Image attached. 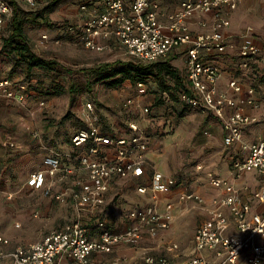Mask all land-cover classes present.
<instances>
[{
	"label": "built area",
	"instance_id": "1",
	"mask_svg": "<svg viewBox=\"0 0 264 264\" xmlns=\"http://www.w3.org/2000/svg\"><path fill=\"white\" fill-rule=\"evenodd\" d=\"M24 1L38 10L51 0ZM240 1L183 0L164 23L161 6L154 0H78L87 17L81 23L67 24L61 32L91 52H104L115 42L130 58L144 64L165 60L175 52L184 55L187 88L178 93L180 102L212 114L221 123L225 147L239 146L238 156L241 154L233 158L229 178L205 172L209 185L219 192L209 203L198 192L181 193L180 204H193L205 211L190 245L183 249L176 241H166L164 255L144 251L133 259H102L116 254L122 245L136 247L144 240L158 243L174 220L171 203L164 209L154 203L131 209L128 225L121 230L114 228L104 216L98 217L108 205L112 188L118 182L135 181L138 193H151L156 198L177 183L151 169L147 156L150 141L138 124L129 123L121 134L115 129L105 131L95 114V102H88L87 127L72 136V152L47 155L25 182L27 188L43 192L44 197L69 205L76 219L37 243L19 245L11 251L10 240L0 235V260L8 258L11 264H241L245 259L247 264H264V134L251 141L246 133L263 123L260 115L247 112L248 108L260 109L264 102V89L257 87L264 84L257 85L254 77L261 50L249 41L242 39L238 44L224 35L231 26L229 15L238 9ZM13 11L8 0H0V32ZM194 25L200 31H194ZM252 33L254 28L249 27L244 37ZM60 44L61 39L49 33L39 40L43 47ZM219 59L233 62L224 88L220 84L226 71ZM137 86L145 89L144 83ZM28 88L27 83L1 78L0 99L23 105L30 96ZM130 105L131 99L125 107ZM143 111L149 113V108ZM31 134L35 139L40 137L37 131ZM204 135L212 136L209 130ZM204 170V165L197 166L198 173ZM248 173L258 176L254 188L238 183ZM147 177L149 183H137ZM84 213L92 216L91 221L99 219L93 225L85 223Z\"/></svg>",
	"mask_w": 264,
	"mask_h": 264
},
{
	"label": "rangeland",
	"instance_id": "2",
	"mask_svg": "<svg viewBox=\"0 0 264 264\" xmlns=\"http://www.w3.org/2000/svg\"><path fill=\"white\" fill-rule=\"evenodd\" d=\"M15 1L19 15L25 22L24 29L33 51L47 60L55 61L58 67L50 71H37L28 79L25 70L15 67L12 61L0 54V79L11 78L30 83L35 93L23 105L4 103L0 106V131L10 135L15 144L11 147L8 141H5L6 144L0 143V171L5 176L0 180V235L10 240L8 251L19 245L37 243L49 232L76 219L69 205L45 198L41 193L27 188L25 182L45 156L53 153L64 155L73 150L71 135L87 127L89 115L85 105L88 102L97 103L95 114L101 118L99 124L105 129H115L121 134L128 130L129 123L138 124L150 141L148 160L151 169L173 178L177 183L172 189L154 198L151 193H138L135 181L118 182L108 195V205L98 217L104 216L114 228L121 230L128 225L127 216L131 209L140 205L156 203L161 207L163 203H171L174 206L171 230L172 237L176 239L166 241L177 240L183 249L187 248L200 223L201 212L199 206L193 204L182 207L179 203L181 193L195 191L207 196L211 186L204 172L224 174L230 165L228 160L232 157V151L223 145L219 121L213 115L199 110L182 109V105L165 94L154 79L145 83V89L131 82L112 89L93 77L90 73L93 68L133 59L125 48L118 45L97 53L86 50L67 34L58 35L60 32L53 26L76 23L75 15L71 14V10L79 8L75 0L60 3L49 16V23L38 19L34 15L35 10L24 0ZM259 11H250L253 15L239 13L237 30L240 32L252 24L264 33V1L260 3ZM12 21L13 14L0 33V53L3 39L12 32ZM44 33L54 37L58 35L61 44L40 46L39 40ZM174 67L184 75L182 64ZM88 81L92 88L90 91L85 88L74 103L68 93L54 94L57 86L67 90L72 83L85 87ZM130 99L133 105L125 107ZM41 102L45 103L44 107L40 105ZM144 108H149V113H145ZM69 112L71 117L63 121ZM27 127L37 131L40 137L33 138ZM205 130L211 132L210 138L205 137ZM238 153L236 147L234 155L237 157ZM198 165L205 166L201 174L197 172ZM253 178L254 174L247 175V180ZM142 181L149 183L150 178L138 180L137 183ZM82 217L85 223L91 222V225L99 219L91 221L92 216L88 213ZM162 243L152 244L144 240L142 245L143 248L157 247L156 252H159L163 248L159 246ZM0 264L11 262L6 258L0 260ZM241 264H247V260H242Z\"/></svg>",
	"mask_w": 264,
	"mask_h": 264
},
{
	"label": "trees",
	"instance_id": "3",
	"mask_svg": "<svg viewBox=\"0 0 264 264\" xmlns=\"http://www.w3.org/2000/svg\"><path fill=\"white\" fill-rule=\"evenodd\" d=\"M65 1L67 0H51L43 8L35 10L34 15H37L38 19L41 21L49 23V16L60 5V3ZM12 5L14 6L12 32L10 36L3 39L2 51L0 53L1 56H3L6 60L12 61L15 67H20L25 70L28 79L32 78L37 71H50L57 69L58 65L55 61L47 60L33 51L24 29L25 22L19 15V8L14 2H12ZM59 27L63 28L64 26ZM172 61V57L153 64H144L136 60L127 62L119 61L100 65L99 67L90 70V73L98 81H103L109 88L112 89H118L126 82H131L133 85L137 86L139 83L145 84L149 79H154L165 94H168L182 105V109H189L180 102L178 96L179 92L186 90L187 88L186 77L172 65ZM259 83L264 84L263 76L260 77ZM28 85L29 95L35 94L30 88L32 85L30 83H28ZM85 88L90 91L92 84L88 81L84 87L81 84L72 83L67 90L62 87L58 88L57 86V88L54 89V94L62 95L68 93L71 98V102L74 103L77 100V96L83 93ZM95 104L97 110V103L95 102ZM71 115V112L67 113L63 118V121L69 119ZM109 130L110 128L105 131ZM76 132L71 135V146L72 136Z\"/></svg>",
	"mask_w": 264,
	"mask_h": 264
},
{
	"label": "crops",
	"instance_id": "4",
	"mask_svg": "<svg viewBox=\"0 0 264 264\" xmlns=\"http://www.w3.org/2000/svg\"><path fill=\"white\" fill-rule=\"evenodd\" d=\"M11 4L12 2H14L15 4L17 3L15 0H8ZM77 2V4L79 5V2L78 0H75ZM155 2L159 3V5L161 6V14H160V18H161V21H163L164 23L167 22V15L174 12L175 10H177V8L179 7V5L181 4V2L183 0H154ZM263 1L264 0H241L240 3H239V6H238V9L235 10L234 12H231L230 13V21H231V26L229 28H227L225 31H224V35L227 36V38H229L230 41H234L236 43L239 44L240 41H242V39L244 41H249L255 45H257L259 48H260V55L258 57V59L256 60V63H257V67L256 68H259V70L257 71V76H254L256 77V84L258 85L259 82H257V79L261 76L264 77V33H262L261 30H259L258 28H256L254 25L252 24H249L247 25L242 31L239 32L238 29V26H239V22L237 20V16L239 13L245 15V14H252L250 11L253 10V13H257V12H260V3L263 4ZM13 6V5H12ZM13 9H14V6H13ZM71 14L72 15H75L76 17V23H70L72 25H75V24H78V23H81V21L87 17V15L85 13H83L79 8L78 10L74 9V10H71ZM253 15V14H252ZM62 26V25H61ZM65 27V24L63 25ZM249 27H253L254 28V33H252L248 38H245L244 36L246 35V32H247V29ZM54 29H58V31L60 32L58 35H62V31H63V28L61 27H56V26H53ZM193 30L194 31H200V29L197 27V26H193ZM62 32V33H61ZM55 36V37H59V36ZM51 36V35H50ZM51 37H54V36H51ZM117 47V44L115 42H111L110 43V46H108L107 49H113V48H116ZM170 57L173 58V61H172V65L173 66H177L178 65H183V68H184V76L186 77L187 76V72H186V66H185V57L182 53L180 52H175L173 53ZM219 64H221V66L223 67V69L226 71V75L225 77L221 80V88H224V86L226 85L227 81H228V75L229 72H232L233 71V65L231 62V60L228 62V61H223L222 59H219L217 61ZM258 88L261 89V91L264 89V85H258L257 86ZM2 101H0V106L1 105H4V103H7L9 105H14L13 103L5 100L4 98H1ZM203 113H207V112H204V111H201ZM247 112L250 114H257V115H260L262 117V120H263V123L258 125V126H255L254 128H251L250 130H248L246 133L249 134V136H247L249 138V140H254L256 139V137L260 134H264V102L262 103L261 105V108L258 109V110H252V109H247ZM209 115L212 116V114L210 113H207ZM220 123V122H219ZM220 126H221V123H220ZM208 129V128H207ZM27 130L29 131H33V129H31V127H27ZM223 135H224V132L222 130V126L220 127V137H221V140L223 142ZM8 139H10L11 141L12 138L10 137V135L6 134V133H3L0 131V143L2 144H6L5 141H7ZM223 145H224V142H223ZM225 146V145H224ZM238 147V150H239V146H236ZM236 147L234 148H227V150L229 151H232V154H230L232 157H229L230 160L229 163V167L228 169L226 170V172L224 174L222 173H216L215 174L218 176V177H221V178H229L230 177V171H231V167H232V162H233V158H239V156L236 157V154L234 155L235 151H236ZM240 151V150H239ZM72 150H70L69 153H71ZM151 152V147L149 146V150H148V153H147V156L148 154ZM68 153V154H69ZM65 155V154H64ZM46 157V156H45ZM44 157V158H45ZM44 158L40 161V163L35 167V170L36 169H39L40 166L42 165L43 163V160ZM154 169V168H153ZM34 170V171H35ZM198 172V171H197ZM206 172V171H205ZM204 172V174H205ZM203 173V172H202ZM201 174V173H199ZM248 174H254V178L253 180H247V175ZM247 175L244 176V179L243 180H240L238 183H249L253 188L257 185V180H258V176L255 174V173H248ZM0 175L2 176V178H5V176H3V173L0 171ZM165 176V175H164ZM166 178H170L169 176H165ZM34 191V190H33ZM37 192V191H36ZM209 194L206 196L204 194H201L207 201L208 203L210 202V200L212 199L213 196L219 194L218 191L214 190L212 187H209ZM38 193H41L43 195V192H38ZM44 196V195H43ZM46 198V197H45ZM49 199V198H47ZM50 200V199H49ZM52 200V199H51ZM54 201V200H53ZM166 205V204H165ZM164 203L161 205L160 209H164L165 207ZM182 207H185L184 205H182ZM198 210L201 212V220L200 222L205 218V211L202 209V208H198ZM73 211V210H72ZM68 224V223H67ZM66 225V224H65ZM64 225V226H65ZM62 228V227H61ZM59 228V229H61ZM57 229V230H59ZM54 231V230H53ZM50 233V232H49ZM48 233V234H49ZM47 234V235H48ZM173 235V231L170 230L168 232H165V234L163 235V237L161 238V240L158 241V243L160 242H165L166 240H169V239H176V237H172ZM177 241V240H175ZM150 242V241H149ZM157 243V244H158ZM29 245V244H27ZM164 245L165 244H160L159 246L163 247L162 249H159L161 251L159 252H156L157 251V247H148V248H143V245L142 243L139 244L138 246L136 247H132V246H120L116 252V254L112 255V256H102V259L106 257V259H110V258H113V257H116V256H128L129 258L133 259L135 256L143 253L144 251H150L154 254H159V255H162L163 254V251H164ZM25 246V245H23ZM147 249V250H146ZM164 255V254H163Z\"/></svg>",
	"mask_w": 264,
	"mask_h": 264
}]
</instances>
